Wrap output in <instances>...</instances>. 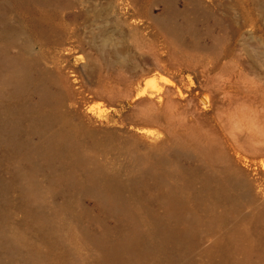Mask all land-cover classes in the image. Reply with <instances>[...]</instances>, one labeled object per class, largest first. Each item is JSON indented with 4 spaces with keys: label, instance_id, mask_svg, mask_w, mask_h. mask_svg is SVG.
Wrapping results in <instances>:
<instances>
[{
    "label": "rangeland",
    "instance_id": "1",
    "mask_svg": "<svg viewBox=\"0 0 264 264\" xmlns=\"http://www.w3.org/2000/svg\"><path fill=\"white\" fill-rule=\"evenodd\" d=\"M0 264H264V0H0Z\"/></svg>",
    "mask_w": 264,
    "mask_h": 264
},
{
    "label": "water",
    "instance_id": "2",
    "mask_svg": "<svg viewBox=\"0 0 264 264\" xmlns=\"http://www.w3.org/2000/svg\"><path fill=\"white\" fill-rule=\"evenodd\" d=\"M237 166H238L239 168H241L242 170L246 171L247 173H249L250 175L252 174V171H251V170H248V169H246V168H244V167L241 165L240 162H237Z\"/></svg>",
    "mask_w": 264,
    "mask_h": 264
},
{
    "label": "bare ground",
    "instance_id": "3",
    "mask_svg": "<svg viewBox=\"0 0 264 264\" xmlns=\"http://www.w3.org/2000/svg\"><path fill=\"white\" fill-rule=\"evenodd\" d=\"M141 93V92H140ZM139 95V94H138ZM134 98V97H133Z\"/></svg>",
    "mask_w": 264,
    "mask_h": 264
}]
</instances>
